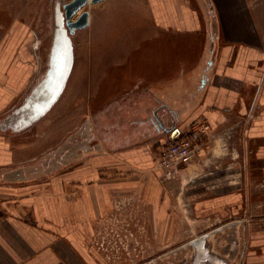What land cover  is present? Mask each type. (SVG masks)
<instances>
[{
  "label": "crops",
  "instance_id": "crops-1",
  "mask_svg": "<svg viewBox=\"0 0 264 264\" xmlns=\"http://www.w3.org/2000/svg\"><path fill=\"white\" fill-rule=\"evenodd\" d=\"M114 1L125 48L73 52L53 104L16 126L47 66L32 0H0V264H122L113 220L152 250L203 237L213 264H264V0ZM195 123L199 157L164 178L158 152Z\"/></svg>",
  "mask_w": 264,
  "mask_h": 264
},
{
  "label": "rangeland",
  "instance_id": "rangeland-1",
  "mask_svg": "<svg viewBox=\"0 0 264 264\" xmlns=\"http://www.w3.org/2000/svg\"><path fill=\"white\" fill-rule=\"evenodd\" d=\"M69 0H32V22L33 27L35 28V32L38 38L42 41V51H43V60H42V67L43 69L48 65V60H46L47 54H49L50 51V45L52 41L53 36V30L55 27V8H59L62 10V4L67 2ZM117 1L109 2L108 0H101L97 3H87L82 9H87L91 16L90 21L87 26L84 28L76 29L74 33L69 34V38L72 45V51L74 52V55L76 56V64L79 62H87L86 59L83 60L84 56L78 55V53H87L89 51L91 52H106L110 55L113 53H120L126 46L122 43V40L120 38L121 35H128L132 31V29H127L125 27L120 26V18H121V11L119 9V4H117ZM43 76H41L42 78ZM36 78V77H35ZM40 78V79H41ZM69 89L71 87V81L68 84ZM68 94V93H67ZM18 126V125H16ZM182 228L181 230L183 232H180L181 236L185 235L187 232V228L189 227V224L191 221H186L184 218H182ZM113 229H119L121 222L122 226L127 227L128 230L124 231L125 234L128 235V247L129 245L135 244V236H130L129 229H135L136 226L135 220L127 221L128 225H124L126 221H120V220H113ZM133 224V225H132ZM132 225V226H131ZM113 230V231H114ZM179 234V235H180ZM184 237V236H183ZM141 240L143 239V252L144 259L149 258L151 255H155L157 253L160 254L161 258L159 259L158 263L155 264H213V260H210L207 258L206 255H211L214 257V255H217V257H222L223 252L217 251L215 252H208L204 249V253H199L197 248H194V246L190 244H186L184 247H180L179 243L176 244V246L168 247V246H162V243L160 245L159 249H153L149 244H146V236L140 237ZM138 238V240L140 239ZM150 241L152 240L151 236L149 237ZM154 239V238H153ZM156 240V239H155ZM214 242V237L210 238V242ZM156 242V241H155ZM140 244V242H139ZM156 244V243H155ZM118 247L115 245L114 248L118 249V253L120 251H124L121 244L117 242ZM172 247V248H171ZM112 249L113 253H116L115 249ZM175 248V252L167 255L166 251L168 249ZM129 249V248H128ZM130 257L137 258L135 255V252L133 249H129ZM141 254V253H140ZM222 254V255H221ZM123 256V254H122ZM227 258L230 260L227 262V264H236L234 260V257L227 256ZM122 259V258H121ZM123 260V259H122ZM216 260V258L214 259Z\"/></svg>",
  "mask_w": 264,
  "mask_h": 264
},
{
  "label": "water",
  "instance_id": "water-1",
  "mask_svg": "<svg viewBox=\"0 0 264 264\" xmlns=\"http://www.w3.org/2000/svg\"><path fill=\"white\" fill-rule=\"evenodd\" d=\"M101 0H69L62 4V10L55 8V27L48 56V65L44 76L33 87L24 102L13 111L15 124L22 126L41 116L56 100L63 89L72 65V45L69 34L89 24V11L82 9L88 2ZM203 237L190 240L199 253H204L201 246ZM215 262V258L206 255Z\"/></svg>",
  "mask_w": 264,
  "mask_h": 264
},
{
  "label": "built area",
  "instance_id": "built-area-1",
  "mask_svg": "<svg viewBox=\"0 0 264 264\" xmlns=\"http://www.w3.org/2000/svg\"><path fill=\"white\" fill-rule=\"evenodd\" d=\"M207 125L195 123L188 133L166 143L155 159L156 166L161 169L164 178L179 177L199 157L201 137Z\"/></svg>",
  "mask_w": 264,
  "mask_h": 264
},
{
  "label": "flooded vegetation",
  "instance_id": "flooded-vegetation-1",
  "mask_svg": "<svg viewBox=\"0 0 264 264\" xmlns=\"http://www.w3.org/2000/svg\"><path fill=\"white\" fill-rule=\"evenodd\" d=\"M126 225H128V223H126ZM125 230H128V229L125 228ZM131 230L132 229H129V234H130V236H135V238H134L135 244L129 245V247H128V243H127L128 235L125 234L124 232L119 233V232L112 230V232L108 234L109 237L106 239V241L108 242L109 247L111 248V251L115 245L118 247L117 242H119L120 244H122L121 246L124 250V251H120L121 254H119L121 256V258L123 259V260L121 259L122 264H155V263H158L159 259L161 258L159 253H157L155 255H151L149 258L144 259V255L142 254V252H143V241L141 240L139 235H137V236L134 235L136 233V229L134 230V232ZM137 238H140V239L138 240ZM139 242H140V244H139ZM128 248L133 249L137 258L134 259V258L130 257L131 255H130L129 251H131V250H129ZM115 251H118V249H115ZM174 252H175L174 248L173 249L170 248L166 251L168 256H169V254L174 253ZM113 254H115V253H113ZM122 254H123V256H122Z\"/></svg>",
  "mask_w": 264,
  "mask_h": 264
}]
</instances>
